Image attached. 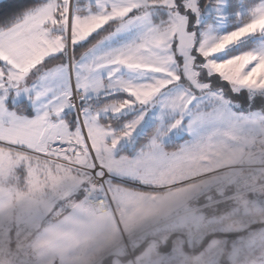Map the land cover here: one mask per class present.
Returning a JSON list of instances; mask_svg holds the SVG:
<instances>
[{"label":"snow or ice","instance_id":"6c2138e0","mask_svg":"<svg viewBox=\"0 0 264 264\" xmlns=\"http://www.w3.org/2000/svg\"><path fill=\"white\" fill-rule=\"evenodd\" d=\"M0 264H264V0H0Z\"/></svg>","mask_w":264,"mask_h":264}]
</instances>
